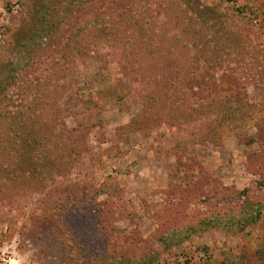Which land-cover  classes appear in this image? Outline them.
<instances>
[{
	"label": "rangeland",
	"instance_id": "374dc122",
	"mask_svg": "<svg viewBox=\"0 0 264 264\" xmlns=\"http://www.w3.org/2000/svg\"><path fill=\"white\" fill-rule=\"evenodd\" d=\"M181 5L0 0V116L53 147L16 180L0 145V264H264V0L193 1L236 46L218 69Z\"/></svg>",
	"mask_w": 264,
	"mask_h": 264
},
{
	"label": "trees",
	"instance_id": "16d2710c",
	"mask_svg": "<svg viewBox=\"0 0 264 264\" xmlns=\"http://www.w3.org/2000/svg\"><path fill=\"white\" fill-rule=\"evenodd\" d=\"M180 1H182V5L179 8V13L183 18L180 21L184 24L183 27L186 28L187 32L189 34H193L191 41H194V46L198 47V56L211 68H222L225 64V61L227 60V56L234 48H236V46H233L231 42L226 41L227 38L225 33L220 32L219 34H216L213 31L214 28L211 26V23H207L205 18L201 16L199 12L197 13L195 10L191 9V5L194 0ZM184 16H188L189 18L185 19ZM49 27L50 25L45 27V29H48ZM41 31H43V29H41ZM7 115L8 114L3 113L0 116V127L2 126L3 128V134L2 137H0V145H2L3 151H7L10 158H12L14 161H8V167L4 168V170L11 171L13 176L16 173V180L21 178L23 180L25 178L23 176V172L19 170L17 171V167L21 165L23 158H25L27 155L29 158L30 155H32L31 157L33 158L37 157L35 160L41 161V165H45V160L50 158L49 152L53 151V147L51 146L52 142L50 143V138L46 134H35L31 130L23 131L24 124L32 119L31 116L28 115V117H25V122H23L22 120L19 121L18 118H13ZM72 133L73 132L68 131L65 132V137L60 142L61 147L64 146L65 148H68L75 142L76 138L74 139V134ZM30 151H32L31 154H29ZM58 153L59 152H55V154ZM59 154L61 157H63L61 159L64 160L65 156L61 153ZM1 157L3 158V155H1ZM40 173L41 172L39 171L37 174L38 178L41 177ZM46 174V176L49 175L48 172ZM262 216L263 207L258 206L254 209H251L250 211L239 214L237 217H235L236 219L230 218V220L235 221L232 226L236 227V229L238 228V232H244L251 225L258 224L262 220ZM225 222L226 218L221 215L204 220L199 223L198 226L190 227L188 231L184 232L182 240L189 239L193 233H202L220 226L228 229L229 226H227ZM175 237L176 236H173L172 240H174Z\"/></svg>",
	"mask_w": 264,
	"mask_h": 264
}]
</instances>
